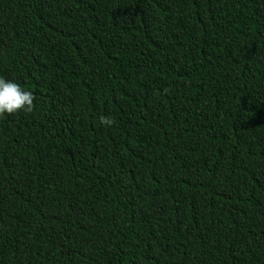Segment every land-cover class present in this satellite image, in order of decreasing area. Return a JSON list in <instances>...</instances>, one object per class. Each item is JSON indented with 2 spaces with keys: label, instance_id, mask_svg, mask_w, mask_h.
<instances>
[{
  "label": "trees",
  "instance_id": "obj_1",
  "mask_svg": "<svg viewBox=\"0 0 264 264\" xmlns=\"http://www.w3.org/2000/svg\"><path fill=\"white\" fill-rule=\"evenodd\" d=\"M0 77V264H264V0H0Z\"/></svg>",
  "mask_w": 264,
  "mask_h": 264
},
{
  "label": "clouds",
  "instance_id": "obj_2",
  "mask_svg": "<svg viewBox=\"0 0 264 264\" xmlns=\"http://www.w3.org/2000/svg\"><path fill=\"white\" fill-rule=\"evenodd\" d=\"M36 97L31 91L25 90L19 84L0 77V116L24 111L31 114L35 109ZM101 125L112 127L115 121L110 117H101Z\"/></svg>",
  "mask_w": 264,
  "mask_h": 264
}]
</instances>
